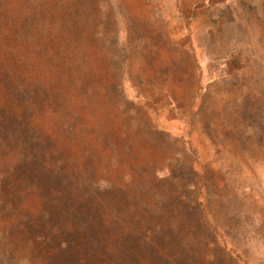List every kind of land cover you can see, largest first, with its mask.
Masks as SVG:
<instances>
[{"label": "rangeland", "instance_id": "rangeland-1", "mask_svg": "<svg viewBox=\"0 0 264 264\" xmlns=\"http://www.w3.org/2000/svg\"><path fill=\"white\" fill-rule=\"evenodd\" d=\"M0 264H264V0H0Z\"/></svg>", "mask_w": 264, "mask_h": 264}, {"label": "crops", "instance_id": "crops-1", "mask_svg": "<svg viewBox=\"0 0 264 264\" xmlns=\"http://www.w3.org/2000/svg\"><path fill=\"white\" fill-rule=\"evenodd\" d=\"M194 1V0H193Z\"/></svg>", "mask_w": 264, "mask_h": 264}]
</instances>
